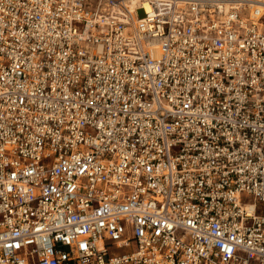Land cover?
Segmentation results:
<instances>
[{"label": "built area", "instance_id": "built-area-1", "mask_svg": "<svg viewBox=\"0 0 264 264\" xmlns=\"http://www.w3.org/2000/svg\"><path fill=\"white\" fill-rule=\"evenodd\" d=\"M0 264H264V2L0 0Z\"/></svg>", "mask_w": 264, "mask_h": 264}, {"label": "bare ground", "instance_id": "bare-ground-1", "mask_svg": "<svg viewBox=\"0 0 264 264\" xmlns=\"http://www.w3.org/2000/svg\"><path fill=\"white\" fill-rule=\"evenodd\" d=\"M254 1H258V2H262L263 1L264 2V0H254Z\"/></svg>", "mask_w": 264, "mask_h": 264}, {"label": "rangeland", "instance_id": "rangeland-1", "mask_svg": "<svg viewBox=\"0 0 264 264\" xmlns=\"http://www.w3.org/2000/svg\"><path fill=\"white\" fill-rule=\"evenodd\" d=\"M142 13L141 12H139V15H141Z\"/></svg>", "mask_w": 264, "mask_h": 264}]
</instances>
